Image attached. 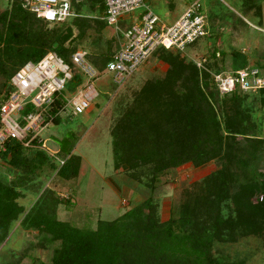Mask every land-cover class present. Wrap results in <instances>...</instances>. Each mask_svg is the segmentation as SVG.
I'll list each match as a JSON object with an SVG mask.
<instances>
[{"label": "trees", "instance_id": "trees-1", "mask_svg": "<svg viewBox=\"0 0 264 264\" xmlns=\"http://www.w3.org/2000/svg\"><path fill=\"white\" fill-rule=\"evenodd\" d=\"M23 2L10 0L0 12V101L9 93V78L26 62L35 63L50 51L71 65L75 51L69 43L91 20L99 29L106 27L100 20L76 17L48 25L30 14ZM70 2L76 13L87 8L98 17L104 10L103 0ZM71 24L78 29L74 36ZM214 47L211 58L218 52ZM218 53L224 57L222 51ZM109 56L88 63L101 70ZM156 56L167 67L163 77L146 81L115 124L114 169L136 179L134 171L142 166L155 176L186 162L194 167L215 162L217 169L193 185L195 191L181 205L177 219L158 222L154 205L145 200L114 220L97 221L94 230L83 231L54 218L58 201L49 191L24 212L17 204L18 188L30 176L44 169L56 170L62 179L76 175L78 158L70 154L73 134L55 139V157L63 161L61 166L40 151L26 155L30 149L8 140L0 159H7L19 175L10 181L0 178V244L11 223L22 215L20 226L36 231L38 247L57 243L46 264H227L211 255L213 243L264 233V138L261 121L254 117L256 103L260 107L264 103V88L219 95L209 74L183 61L179 52L160 49ZM230 57L232 66L246 65V57L237 51H231ZM255 67L264 70V61ZM80 83V76L74 74L67 90ZM53 107L52 112L59 102ZM27 112L29 108L22 114Z\"/></svg>", "mask_w": 264, "mask_h": 264}, {"label": "rangeland", "instance_id": "rangeland-1", "mask_svg": "<svg viewBox=\"0 0 264 264\" xmlns=\"http://www.w3.org/2000/svg\"><path fill=\"white\" fill-rule=\"evenodd\" d=\"M9 1L0 0V12L7 8ZM150 3L152 5L153 2ZM178 3L180 2L177 1V7L184 9L188 1ZM199 4L208 34L179 52L183 61H199V58H204V67L212 72L215 67L214 63L209 62L210 49L215 44L214 48L220 49L224 54L216 63L226 73L239 69L238 66L231 65V51L244 55L246 64L254 62V66L247 67L263 63L264 60L259 58L264 55V0H200ZM148 7L168 23L171 22L169 18L178 14L167 10L163 0H157L153 8ZM90 12L87 8L81 9L80 12H75V17L90 21L96 15ZM141 13L142 10L139 9L126 16L138 18ZM91 21L88 27L83 28L81 36L69 43V47L74 51L84 52L87 61L98 62L118 50V44L120 40L122 44L123 40L119 32L106 27L99 29ZM124 27L121 25L120 29L123 30ZM70 29L73 36L77 34L78 29L73 24ZM158 51L160 49L155 51L156 54ZM156 54H151L120 86L111 83L110 74L97 76L92 83L97 95L91 101L90 110L74 117L66 110L58 117L57 123L48 124L39 134L44 149L34 144L26 155L40 151L53 159L50 154L58 150L56 140L70 132L73 134L70 154L78 158V170L70 179H62L56 175V170L47 169L36 173L34 177L30 176L29 181L18 188L20 196L17 204L24 212L29 210L40 194L49 191L58 201L54 207V218L83 231L94 230L97 221L116 219L145 200L154 205L158 222L177 219L181 205L188 202V196L191 198L195 191L193 185L201 183L217 169L215 162L210 161L199 167L186 162L155 176L151 175L148 166H142L143 168L139 167L134 171L136 179L114 169L112 140H115L116 122L131 105L142 85L148 80L162 78L166 71V65ZM258 119L262 127V118ZM261 136L263 137V131ZM6 160L0 159V178L10 181L19 172L16 168H11ZM53 161L61 166L56 160ZM21 218L22 215L11 223L6 238L0 244V264L49 263L57 243L38 247V234L36 231L23 229L19 222ZM211 255L223 258L227 264H264V233L258 237L237 238L233 242H215L212 244Z\"/></svg>", "mask_w": 264, "mask_h": 264}, {"label": "built area", "instance_id": "built-area-1", "mask_svg": "<svg viewBox=\"0 0 264 264\" xmlns=\"http://www.w3.org/2000/svg\"><path fill=\"white\" fill-rule=\"evenodd\" d=\"M199 1L187 5L176 20L167 23L154 14L144 0H103L102 14L93 19L119 32L123 44L111 53L101 70L90 65L82 51H75L70 56L71 65L49 51L37 62H26L19 67L8 80V95L0 101V150L8 140L16 141L24 149H31L34 142L44 149L38 136L53 119L66 110L73 117L90 110L91 101L97 95L92 84L97 76L110 74L111 83L120 86L155 50L181 53L186 46L206 37L207 25ZM23 7L48 25H59L76 16L70 0H24ZM139 9L142 10L139 17L121 32L119 21ZM212 59L216 64L219 53L216 52ZM205 61L199 58L191 63L209 74L219 95L264 88V70L244 67L230 73L220 69L210 72L204 67ZM74 74L80 76L81 83L68 91L67 85ZM55 102H59V107L52 112ZM25 108H29V112L22 114ZM55 154L50 156L62 165Z\"/></svg>", "mask_w": 264, "mask_h": 264}, {"label": "crops", "instance_id": "crops-1", "mask_svg": "<svg viewBox=\"0 0 264 264\" xmlns=\"http://www.w3.org/2000/svg\"><path fill=\"white\" fill-rule=\"evenodd\" d=\"M153 2L152 3V5H151V3L150 2ZM177 1H179L180 3H178V4H183V0H163V4H164V7L167 9V10H169L170 12H172V11H176V12H178V14H177V16L176 17H172V18H169V20L171 21V22H169V23H172L174 20H176L181 14H182V12L184 11V9H181V8H178L177 7ZM145 3H146V5L148 4L151 8H153V5H156L157 4V0H145ZM147 5V6H148ZM180 11V12H179ZM137 18H129L128 16H124L120 21H119V23H118V26H119V30L122 32V31H124L127 27H128V25H130L131 23H133L135 20H136ZM167 22V21H166ZM168 23V22H167ZM121 25H124L125 27L123 28V30H121L120 29V26ZM107 28V27H106ZM107 29H110V28H107ZM112 30V29H111ZM210 36V35H209ZM208 36V37H209ZM123 40V39H122ZM215 42H217V40H215ZM123 44V43H122ZM121 44V40H120V42H119V44H118V48L122 45ZM217 44V43H216ZM215 45V44H214ZM219 46V45H218ZM210 48H211V46H210ZM211 50V49H210ZM116 51V50H115ZM218 52L220 51V49H218L217 50ZM114 52V51H113ZM213 58V57H212ZM211 58V61L210 62H212V64H213V62H214V60ZM223 57H221V56H219V60L217 61V62H219L221 59H222ZM260 60V59H259ZM254 64V62L251 64V63H248L247 62V64L244 66V67H247V66H254L253 65ZM216 65H218L217 63L215 64V62H214V67H215V69H213V71H218L219 70V67H220V70H222V66L221 65H218V67L216 66ZM223 71V70H222ZM235 71H237V70H235ZM96 93V92H95ZM97 94V93H96ZM256 97H257V95H255ZM256 105L257 106H255V109H254V117H256V119H258L259 117H261L262 118V131H263V138H264V103H263V105H262V107H260L257 103H256ZM259 120V119H258Z\"/></svg>", "mask_w": 264, "mask_h": 264}]
</instances>
